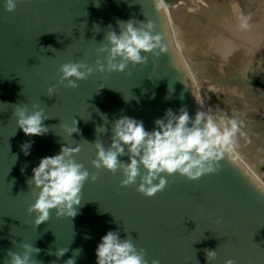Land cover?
Here are the masks:
<instances>
[{
    "label": "water",
    "instance_id": "1",
    "mask_svg": "<svg viewBox=\"0 0 264 264\" xmlns=\"http://www.w3.org/2000/svg\"><path fill=\"white\" fill-rule=\"evenodd\" d=\"M163 3L157 10L155 0H17L9 12L0 0V264L25 243L40 249L33 259L42 264H65L77 249V264H96V247L109 230L132 238L149 264H209L206 250L217 251L211 264H264V88L247 85L258 74L264 80V0ZM129 20L137 27L152 21L164 51L142 53L147 63H130L124 72H101L108 25L119 34L117 22ZM215 57L219 70L207 66ZM74 62L94 71L71 88L61 83L60 68ZM49 87L56 94L49 96ZM34 105L45 110L49 131L26 136L14 113ZM184 107L193 118L200 110L238 121L234 151L219 158L215 173L168 176L165 189L148 197L139 180L122 186L121 171L93 167L97 140L111 144L110 131L98 135V126L110 130L127 115L151 131L167 109ZM76 121L79 132L66 137L65 126ZM25 142H33L27 156ZM62 145L79 146L76 161L98 178L85 183L74 218L51 210L37 225L27 181ZM60 249H68L62 258Z\"/></svg>",
    "mask_w": 264,
    "mask_h": 264
},
{
    "label": "clouds",
    "instance_id": "2",
    "mask_svg": "<svg viewBox=\"0 0 264 264\" xmlns=\"http://www.w3.org/2000/svg\"><path fill=\"white\" fill-rule=\"evenodd\" d=\"M4 6L7 11H14L17 0H5ZM155 7L157 10L163 9V0H155ZM117 23L120 26L119 34L112 29L111 24L108 25L109 31L105 37L108 44L99 49L101 53L107 54L106 67L104 62L97 60L101 72H124L130 63H147L148 58L142 53L159 55L164 51L162 37L153 34L155 27L152 21L140 23L139 27L134 20ZM241 26L247 27V23ZM93 71L92 67L83 62L65 63L60 68L61 83L67 81L68 87L76 88L77 81L87 79ZM47 91L49 96L56 94L55 87H49ZM33 107L35 110L29 111L27 106H17L14 115L18 127L26 136H41L49 131L44 125L48 117L39 105ZM104 120L107 124L106 116ZM77 124L76 121L75 126H65L66 137L72 138L73 133L79 132ZM154 125L153 130L149 131L143 120L124 115L112 123L110 130L98 126V135L110 131L111 144L105 147L97 140L93 167L113 173L121 171L124 176L122 186L134 185L139 180L138 191L152 197L165 189L168 176L179 174L189 180H198L206 174L215 173L219 158L233 153L235 137L239 131L235 118L215 116L200 110L193 118L186 107L179 112L167 109L163 117L154 121ZM62 138L69 145L67 139ZM32 146L33 142H25L21 146L26 156L31 154ZM80 151L79 146L62 145L58 154L41 158L38 166L32 169L33 175L27 183L36 199L28 211L35 214L37 225L50 219L51 210H55L57 217L74 218L78 214L85 183L89 179L95 181L98 178L84 164L76 161L75 156ZM125 155L127 161L121 159ZM22 248V253L9 251L4 264H42L33 259V254H39V248L28 243L22 244ZM67 251L60 249L56 256L62 258ZM81 252L82 249H77L65 264H77L76 257ZM206 253L211 264L217 257V251L206 250ZM95 255L96 264H149L146 251L138 249L132 238L122 239L119 231L115 230H109L101 238ZM151 264L160 262L153 260ZM226 264L237 262L229 259Z\"/></svg>",
    "mask_w": 264,
    "mask_h": 264
},
{
    "label": "flooded vegetation",
    "instance_id": "3",
    "mask_svg": "<svg viewBox=\"0 0 264 264\" xmlns=\"http://www.w3.org/2000/svg\"><path fill=\"white\" fill-rule=\"evenodd\" d=\"M221 64L222 63L220 62V60L215 57V58L209 60V63H207V66H208V68H210L212 70H219L221 68ZM254 78H255V80H253L254 85L250 84L251 79L247 81V85L249 84L255 91L261 92L256 86L264 88L263 75L258 74L256 76H254Z\"/></svg>",
    "mask_w": 264,
    "mask_h": 264
}]
</instances>
